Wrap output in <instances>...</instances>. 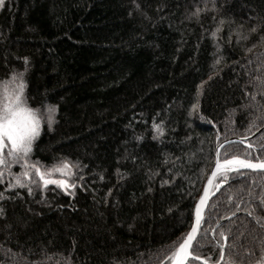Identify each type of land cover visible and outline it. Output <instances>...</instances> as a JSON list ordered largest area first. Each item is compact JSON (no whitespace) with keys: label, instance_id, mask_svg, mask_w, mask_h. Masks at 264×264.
I'll list each match as a JSON object with an SVG mask.
<instances>
[{"label":"trees","instance_id":"trees-1","mask_svg":"<svg viewBox=\"0 0 264 264\" xmlns=\"http://www.w3.org/2000/svg\"><path fill=\"white\" fill-rule=\"evenodd\" d=\"M206 2L3 0L0 81L22 73L44 117L28 162L67 160L76 186L31 171L29 194L9 187L22 164L0 165V264H171L218 144L264 159V0ZM225 176L190 264H264V171Z\"/></svg>","mask_w":264,"mask_h":264},{"label":"snow or ice","instance_id":"snow-or-ice-1","mask_svg":"<svg viewBox=\"0 0 264 264\" xmlns=\"http://www.w3.org/2000/svg\"><path fill=\"white\" fill-rule=\"evenodd\" d=\"M3 4V0H0V5ZM215 9V0H213V10ZM207 10V2L205 0V7L194 6V11L190 13V16L199 17L200 13ZM224 21L221 20L220 24ZM219 29H217L218 31ZM255 31V28L252 29ZM213 36L216 35L214 31ZM250 51V50H249ZM220 59L217 58L215 63H219ZM23 74H11L6 81H0V165L7 166L10 163H21L22 172L15 174V184L10 183L9 187H27L22 182L21 177L29 178L30 172L34 171L38 180H30L31 184L37 186L43 185H56L61 189L68 191L71 188H75L74 183H69L67 177L73 175L71 165L67 160L61 161L58 165L46 167L42 169L37 163H29L28 157L32 151V145L34 140L40 134L41 121L44 118L41 109H33L27 106V99L24 96L25 83L23 81ZM259 81V78H255ZM19 81V82H17ZM264 84V81H259ZM255 95L252 99L255 100ZM194 108L198 105H193ZM43 110L49 115L47 116L48 126L52 124V113L55 112V106H42ZM153 129L159 134H163V128L158 124H153ZM249 148L253 146L248 145ZM4 149H7L6 154ZM10 158V159H9ZM259 169L264 170V159L260 157L240 158L233 156L230 159H224L223 161L217 159L216 169L212 172L211 177L208 180V184L214 187L219 185H213V179L220 175L223 177L220 183H224L226 176L225 173L230 171H236L238 169ZM54 173H60L61 178L54 177ZM29 194H32V188L27 187ZM210 194V189L206 187L204 194L200 197L199 203L196 205V223L192 225L191 230L184 236L183 242L179 244L165 259L170 260L171 264H185L189 262V258L195 260L202 259L201 256L194 255L189 251V247L197 233L198 225L201 221V213L203 206L205 205L207 198ZM0 198H3L0 196ZM2 246V245H0ZM6 252L11 253L10 249H5ZM13 257L18 255L17 253H11ZM25 264H37L35 261H25ZM163 264V261H161ZM204 264H209L207 259H204Z\"/></svg>","mask_w":264,"mask_h":264},{"label":"water","instance_id":"water-1","mask_svg":"<svg viewBox=\"0 0 264 264\" xmlns=\"http://www.w3.org/2000/svg\"><path fill=\"white\" fill-rule=\"evenodd\" d=\"M247 140H248V138H238V137H233V138H228V139H226V140H223L222 142H220V143L218 144V146H217V148H216V158H215L214 165H213V167H212V169H211V171H210V173H209V175H208V177H207V179H206V181H205V183H204V186H203V188H202V192H201L199 198L197 199V201H196V203H195V205H194V209H193V223H192V225L196 223V205L199 203V201H200V197L204 194V189H205L206 187H208V188L210 189V194H209V196H208V198H207V201H206L205 205L203 206L202 213H201V221H200V223H199V225H198L196 236L194 237V239H193V241H192V244H191V246L189 247V251H190V252H192L193 245H194L195 241L197 240V238H198V236H199V233H200V230H201L202 224H203L204 219H205V214H206V212H207V209H208V206H209V204H210V202H211V199L214 198V197L218 194V192L223 188V186L225 185V182H224V183H219V184H218L219 187H216V188H215L214 186H211V185L208 184V180H209V178L211 177L212 172L216 169V161H217V159L221 160V159H220V152H221V150H222L226 145H228V144H230V143H234V142L246 143ZM242 159H243V158H242ZM221 161H223V160H221ZM238 170L264 171V170H259V169L254 170V169H247V168L238 169ZM217 176H218V175H217ZM216 178H217V177H215V178L213 179V185H215ZM220 223H221V222H219V224H220ZM219 224H218V225H219ZM191 227H192V226H191ZM190 230H191V228H190ZM190 230H189V231H190ZM223 254H224V252H223ZM191 259H192V258L190 257V258H189V261H190ZM222 259H223V256H222L221 260H222ZM188 263H189L188 261L185 262V264H188Z\"/></svg>","mask_w":264,"mask_h":264},{"label":"rangeland","instance_id":"rangeland-1","mask_svg":"<svg viewBox=\"0 0 264 264\" xmlns=\"http://www.w3.org/2000/svg\"><path fill=\"white\" fill-rule=\"evenodd\" d=\"M56 178H61V176H59V177H56Z\"/></svg>","mask_w":264,"mask_h":264}]
</instances>
